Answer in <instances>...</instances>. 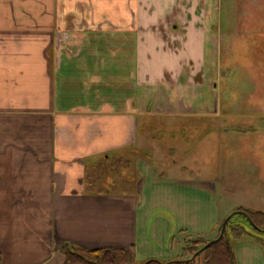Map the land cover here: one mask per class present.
Instances as JSON below:
<instances>
[{
	"label": "crops",
	"instance_id": "1",
	"mask_svg": "<svg viewBox=\"0 0 264 264\" xmlns=\"http://www.w3.org/2000/svg\"><path fill=\"white\" fill-rule=\"evenodd\" d=\"M218 5L0 0V264H63V244L174 260L245 208L220 207L213 183L156 176L140 159L131 192L84 191L89 163L143 148L148 115L180 127L209 115ZM232 249L235 264H264V244L241 237Z\"/></svg>",
	"mask_w": 264,
	"mask_h": 264
},
{
	"label": "rangeland",
	"instance_id": "2",
	"mask_svg": "<svg viewBox=\"0 0 264 264\" xmlns=\"http://www.w3.org/2000/svg\"><path fill=\"white\" fill-rule=\"evenodd\" d=\"M218 3V75L209 107L203 110L209 115L182 127L172 116L148 115L139 128L141 135L145 133L140 137L143 148L127 158L137 181L141 179L137 161L145 160L156 176L213 183L220 207L264 212V0ZM130 133L137 145L132 127ZM173 147L177 153L171 154ZM120 152L112 150L109 159L89 163L100 164L104 184L117 176L123 179L126 172L116 159ZM181 166L187 171H181Z\"/></svg>",
	"mask_w": 264,
	"mask_h": 264
},
{
	"label": "trees",
	"instance_id": "3",
	"mask_svg": "<svg viewBox=\"0 0 264 264\" xmlns=\"http://www.w3.org/2000/svg\"><path fill=\"white\" fill-rule=\"evenodd\" d=\"M101 158L109 159V155H104ZM116 159L120 163L121 171L126 172L123 179L119 181L120 178L117 176L108 184H104L99 173L100 164H88L84 175V191L86 193H129L134 189L137 176L130 166L129 159L123 155L117 156ZM119 183H121L120 189L117 188ZM246 224L250 228L247 229ZM220 225L217 228V236L220 232ZM261 230H264V212L238 208L231 213L226 221L222 237L210 243L191 260L188 259L204 246L208 242L207 240L203 238L186 240L180 256L169 261L150 259L138 262L133 254L124 248L86 250L63 244L60 246V252L64 258L63 264H235L232 242L244 237L264 244V232Z\"/></svg>",
	"mask_w": 264,
	"mask_h": 264
},
{
	"label": "water",
	"instance_id": "4",
	"mask_svg": "<svg viewBox=\"0 0 264 264\" xmlns=\"http://www.w3.org/2000/svg\"><path fill=\"white\" fill-rule=\"evenodd\" d=\"M231 214H229L224 220L223 222L221 223V226H220V232L217 236V238H214L212 240H209L204 246H202L199 250H197L188 260H191L193 259L199 252H201L205 247H207L210 243H212L213 241H216L217 239L221 238L222 235H223V231H224V228H225V223L226 221L228 220V218L230 217ZM262 232H264V230H261Z\"/></svg>",
	"mask_w": 264,
	"mask_h": 264
}]
</instances>
